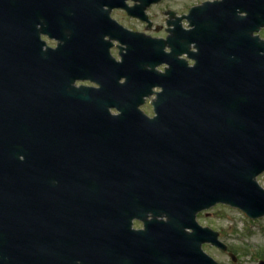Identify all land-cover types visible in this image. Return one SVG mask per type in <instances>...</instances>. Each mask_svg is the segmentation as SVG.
Masks as SVG:
<instances>
[{
    "label": "water",
    "instance_id": "1",
    "mask_svg": "<svg viewBox=\"0 0 264 264\" xmlns=\"http://www.w3.org/2000/svg\"><path fill=\"white\" fill-rule=\"evenodd\" d=\"M101 2L0 0V264H218L202 245L226 246L197 213L264 216V0L195 8L166 40L124 30L130 83L76 88L86 48L121 34L92 25Z\"/></svg>",
    "mask_w": 264,
    "mask_h": 264
},
{
    "label": "flooded vegetation",
    "instance_id": "2",
    "mask_svg": "<svg viewBox=\"0 0 264 264\" xmlns=\"http://www.w3.org/2000/svg\"><path fill=\"white\" fill-rule=\"evenodd\" d=\"M169 1L179 3L168 4ZM219 1L221 0H195L193 4L187 5L181 0H158L152 3H148L149 0H144V2L141 0H124V4L122 0H102V2L99 3V15L97 18L91 20L92 25L104 32L106 30H109L110 32L111 30H114L121 34L99 36L95 45L86 48L84 52L86 56L78 58V60L80 62L89 60L88 64L78 73V77L73 78V86L76 88L86 87L91 90H101L105 86V79H116L119 84L130 83L131 74L128 70L132 67L130 64H125L127 58L126 55L129 53V49L128 44L122 39V33H124V30L132 33H141L151 38L166 40L171 35V32L179 31L185 33L195 27L191 24V21L188 18L193 9L207 7L206 10H208L212 7V3H218ZM89 5L92 6V4ZM197 13L200 20H202V12L197 11ZM260 33H264V27L261 28L258 33V36L262 38ZM71 38L72 32L68 30L67 40L69 41ZM41 39L46 42L44 50H47L48 48L59 50V45L65 43L63 38L59 36L50 38L49 36L42 34ZM191 50L194 51L193 44ZM165 51L171 52V48L167 46ZM58 55L57 51L55 58L52 60L53 65L50 67V72L47 75L46 81L43 79L40 81L41 89L44 91H50L51 94L53 93V86L56 82L55 72L58 71V62L60 59ZM67 56L65 60L67 62L72 61V58ZM188 62L189 65L195 64V61L192 59H188ZM139 63H142L138 66L142 71L148 72L151 69L149 64H145L144 62ZM160 67L162 68L160 69ZM165 68L166 65H161L157 67L156 70L163 72ZM131 82H135V79ZM159 90L160 89L153 88L152 92L155 93ZM112 112L117 114L115 109H112ZM209 214V211H205L197 215V218L199 219L200 215L207 217ZM146 227L148 228L143 220L135 219L133 221V230H146ZM224 252L231 255L232 260L237 262V256L229 252V250Z\"/></svg>",
    "mask_w": 264,
    "mask_h": 264
},
{
    "label": "rangeland",
    "instance_id": "3",
    "mask_svg": "<svg viewBox=\"0 0 264 264\" xmlns=\"http://www.w3.org/2000/svg\"><path fill=\"white\" fill-rule=\"evenodd\" d=\"M181 1L187 5L195 2V0ZM173 3L178 4L179 2H168V4ZM260 35L264 38V33H260ZM151 100L152 97L148 98L142 106L143 111L149 116L154 115ZM258 181L264 187V174L259 176ZM209 212V216L200 215L197 220L201 225H207L219 231L220 240L227 245V250L238 259L237 262H234L227 252L217 249L211 244H204L203 250L208 255L212 256L219 264H262L261 262L264 261V217L251 219L236 208L220 204L210 209Z\"/></svg>",
    "mask_w": 264,
    "mask_h": 264
}]
</instances>
